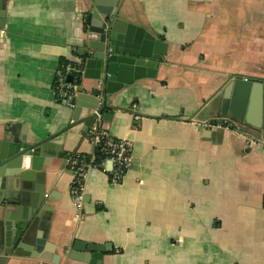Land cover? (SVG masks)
<instances>
[{
	"label": "crops",
	"instance_id": "obj_1",
	"mask_svg": "<svg viewBox=\"0 0 264 264\" xmlns=\"http://www.w3.org/2000/svg\"><path fill=\"white\" fill-rule=\"evenodd\" d=\"M0 1V139L54 135L49 143L67 155L40 172L53 198L48 251L3 264H264L263 141L220 113L215 95L232 73L264 75V0L120 1L118 16L154 34L161 58L153 76L109 96L114 110L101 112V125L130 142V164L118 182L108 162L87 172L81 208L68 157L94 155V110L67 127L74 104L55 99L52 81L60 59L77 60L87 43L91 0ZM91 83L79 85L93 93ZM224 116L240 130L217 125ZM75 239L111 250L86 262L68 254Z\"/></svg>",
	"mask_w": 264,
	"mask_h": 264
},
{
	"label": "water",
	"instance_id": "obj_2",
	"mask_svg": "<svg viewBox=\"0 0 264 264\" xmlns=\"http://www.w3.org/2000/svg\"><path fill=\"white\" fill-rule=\"evenodd\" d=\"M120 1L91 0L90 12L86 15L87 43L77 48L80 57L85 56L81 79L91 78L93 83L86 88L89 90H95V82L100 77L104 78V83L100 97L84 91L83 84L77 86L79 91L71 98L72 121L67 127L79 122L82 108L94 110L88 119L97 115L105 118L107 115L101 112L108 108L112 114L114 106L108 99L112 93L133 79L155 74L161 58L154 49L157 37L144 27L119 17ZM3 25L4 9L0 1V29ZM229 78L215 94L219 96V112L251 126L264 146V75L232 73ZM53 136L30 140L22 133L0 139V264L8 254L37 256L43 250L48 251L43 238L50 224L53 198L39 180L43 177L40 172L43 164H49L50 157L61 159L60 168L67 158L66 154L54 150L57 146L49 143ZM8 175L13 177L9 179ZM86 196L83 195V200ZM38 228L43 230L41 235ZM109 250L110 243L75 239L68 254L86 262L100 263L102 253ZM47 259L58 261L56 254Z\"/></svg>",
	"mask_w": 264,
	"mask_h": 264
},
{
	"label": "built area",
	"instance_id": "obj_3",
	"mask_svg": "<svg viewBox=\"0 0 264 264\" xmlns=\"http://www.w3.org/2000/svg\"><path fill=\"white\" fill-rule=\"evenodd\" d=\"M80 57L73 61L72 63H67L58 68L55 71L54 78L52 81V88L54 91L55 99L64 105L72 106L71 98L75 96L79 89L75 81V73L81 74L83 67L80 66ZM68 75L71 76L68 79ZM104 83V78L100 77L96 83V89L93 92L97 97L101 96L102 85ZM135 106V105H134ZM134 117H138L134 114ZM217 125L228 126L237 130H240L239 121L234 118L224 116L216 121ZM90 141L92 142L94 148L100 146L102 150L106 153L105 157L101 160L100 165L104 163H109V168L107 169V175L110 181L118 182L122 178V174L125 169L130 164V142L122 137H115L111 135L105 128L101 125V117L97 115L91 124L89 131ZM69 168L73 171L74 178L77 176L78 171L81 172V178H77V185L74 187L72 192V199L74 203L81 208L83 204V179L87 172L94 171L99 167L98 163L94 162V155H91L88 160H85L79 153H73L68 157Z\"/></svg>",
	"mask_w": 264,
	"mask_h": 264
},
{
	"label": "trees",
	"instance_id": "obj_4",
	"mask_svg": "<svg viewBox=\"0 0 264 264\" xmlns=\"http://www.w3.org/2000/svg\"><path fill=\"white\" fill-rule=\"evenodd\" d=\"M87 25H88V20L85 19V21H84V29H85V30H86V28H87ZM80 60H81V64H80V66L83 67L84 60H85V56H81V57H80ZM72 62H73V60H71V59H68V58H61L58 66H61V65L67 64V63H72ZM74 75L76 76L75 81H76L77 83H79V82H80V79H81V74H79V73H75ZM101 145H102V143H100V146H101ZM100 146L96 147V148H95V152H94V162H95V163H98L99 166H101V165H100V164H101V160H102V159L105 157V155H106V153L102 150V148H101ZM82 157H83L85 160H88L90 156L84 154V155H82ZM81 172H82V171H78V174H77V176H76L75 179H74L73 190H74V187L77 185V178H78V179L81 178V175H82ZM72 192H73V191H72Z\"/></svg>",
	"mask_w": 264,
	"mask_h": 264
}]
</instances>
